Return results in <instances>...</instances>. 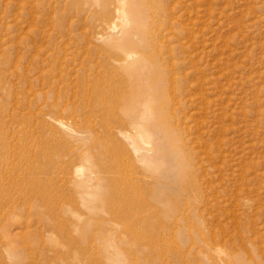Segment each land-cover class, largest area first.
I'll use <instances>...</instances> for the list:
<instances>
[{"label": "rangeland", "instance_id": "374dc122", "mask_svg": "<svg viewBox=\"0 0 264 264\" xmlns=\"http://www.w3.org/2000/svg\"><path fill=\"white\" fill-rule=\"evenodd\" d=\"M25 1L0 0V152L22 149L28 156L38 157L42 165L45 160L41 155L46 152L57 164L61 163V167L57 165V174L53 173L55 181L38 186L37 193L34 187L28 186L31 181L27 182L25 176L22 181L14 183L15 187H12L14 184L7 187L11 198L0 195V223L11 226L14 234L50 235L52 228L57 226V237L68 234L74 237L94 236L96 241L100 239L97 245L101 246L103 242L107 246L100 264L123 263L118 238L126 234L139 238V241L140 238L141 241L151 239L147 241V249L139 247L138 264H238L237 257L246 261L250 253L254 254L259 264H264V0H181L180 10L176 11V14L183 12L181 21L186 23V34L182 37L185 38V55L192 57V66L186 64L179 78L184 80L181 98L187 102L183 114L188 115L182 126L186 128L185 139H189V147L195 151L193 169L204 200L201 204L195 202L201 205L199 211L202 217L198 218L188 215L185 206H182L184 210L180 206L183 205L180 201L183 202L193 192L170 187L166 180L159 177L165 166H161L163 161L156 155V149L160 147L159 139L150 130L142 128L139 134H130L129 137L116 134L115 138L114 133L109 135L99 126L95 132L90 128L94 122L91 120L93 123L90 125L91 118H87L89 113L86 108L75 106L67 109L60 104L48 108L44 99H39L38 107L33 103L27 105L24 98L26 82L19 81L20 77L15 76L12 67L17 66L24 73L30 64H27L29 60L21 64L16 54L30 47L32 53L34 47H39L41 54L44 53L41 50L46 51L53 40L57 39L63 44L61 46H66L64 43L68 40L66 33H60L53 26L52 14H49L52 13L50 0H44L47 3L43 0ZM9 2L19 3V7L15 8ZM33 3H40V6L35 8ZM65 13L57 14V24L62 22L67 26L68 20L73 19L68 10ZM66 26L64 32L67 31ZM67 49L62 47V50ZM194 68L195 74L194 71L188 74ZM67 75L70 77L66 78ZM67 75L65 78L68 81L61 79L71 96L76 78ZM36 76V73L30 74L29 78ZM29 97L33 98L32 95ZM84 111L87 116H82ZM182 117L180 122L183 124ZM42 119L46 121L48 130H56L51 133L57 136V149L55 141H50L47 132L44 134L40 128ZM56 119L64 126H59ZM25 123L30 125L26 129H35L38 134L36 138H30L34 141L24 139L25 142L23 140L20 144L16 136L20 134L19 130L25 128L24 125L21 128ZM73 151L78 153V157L70 160ZM107 163L121 167L120 173L114 174L120 181L119 186L109 181L113 172L101 170ZM78 166L82 175L75 174ZM62 167L71 173L59 171ZM94 168L99 171L92 173ZM17 173V169L6 170L2 179L0 172V182L4 184L0 185L5 186L6 176L18 178ZM136 183L139 187L135 186ZM123 199L130 204L138 203L134 211H141L142 218L140 214L139 217H128L130 219L120 216L118 213ZM149 208L154 209L148 212ZM153 211L159 215L154 216ZM183 211L185 214L182 215ZM163 219L165 228L160 223ZM124 220L126 224L121 223ZM158 231L159 236L164 237L160 238ZM154 241L161 243L154 244ZM157 243L163 244L160 246ZM122 255L125 257L124 253Z\"/></svg>", "mask_w": 264, "mask_h": 264}, {"label": "bare ground", "instance_id": "6f19581e", "mask_svg": "<svg viewBox=\"0 0 264 264\" xmlns=\"http://www.w3.org/2000/svg\"><path fill=\"white\" fill-rule=\"evenodd\" d=\"M25 2H23V4ZM181 2V0H50L49 3H51V5H49L51 6L52 13L49 14L52 15L49 17L52 18V22H54L53 26L56 27V30L58 28L59 31H61L60 33H66L65 35L68 40H64L67 42L64 43L66 46H61L63 44H60L59 41L57 42V39H55L49 43L50 46H48L46 51L41 50L44 52L41 54H39V47H34L33 53L32 50H30L32 49L31 47L24 51L21 49L22 52L16 54L17 61H20L22 64L23 62L29 60L27 64H30V67L28 69L26 68L24 73H21L17 66H13L12 68H14L15 76L17 75L20 77L21 80L19 79V81L23 80L26 82L24 89L26 97H23L26 98L28 106L33 103L38 107L37 104H39V99H44L48 108L57 107V104H60V106L67 109L72 107L74 108L75 106L86 108L89 114L84 111L85 114H82V116H87L88 114L87 118L89 116V119L91 118L90 125L94 122L91 127H87H90L95 132L97 129L96 127L99 126L109 135L110 133H114L116 136L115 138H117L116 134H120L124 137H129L130 134H139L140 131L143 130L142 128L150 130L159 139L158 141L160 142V147L156 149V155L159 156L161 161H163V165L161 166H165L163 171L161 170L159 172V177L166 180L168 186L170 187H179L183 188V190L185 189L187 192H193L190 196L187 195L188 198L186 199L179 198L181 200L185 199L183 202L180 201V203L183 204L180 206L181 208L182 206H185V210L188 211V215L198 218L202 217V212L199 211V206L201 207V205L199 204L204 203V200H202L203 196L201 197V192H199L200 185L196 179L195 170L193 169L195 151L189 147V139H185V135H187L186 128L182 126L185 124L184 118H187L188 115H185V112L183 114V109L185 110L184 105L187 102H184L181 98V95H183L182 88L184 87L182 81L184 80L183 77L179 78V74L181 73V69L185 67L186 64L191 65L190 61L192 57H188L189 54L187 56L185 55L186 45L184 46L183 41L185 38L182 39V37L186 31V23L183 24L181 21V19H183V12L176 14V11L179 9L178 6L181 5ZM18 4L19 3L12 2L10 5L16 6L15 8H17L19 7ZM33 4L35 8H37L36 6H40V3L39 5L35 3ZM41 9H39V11ZM67 10L69 11V14L72 15L73 19L70 18L68 20L67 26L64 24L68 27L67 31L64 32L65 26L63 23L60 22L57 24V17H59L57 14H63L64 12L63 15H65V11ZM61 17L62 15H60V18ZM35 19L36 18H34V20ZM44 21H46V19ZM41 24L44 23L41 22ZM38 34L40 33L38 32ZM37 37L39 36L37 35ZM47 37L45 36V38ZM192 37L194 38L195 35H192ZM49 40H51V38H49ZM62 47L63 49H68L62 50ZM188 50L190 49L188 48ZM40 55H43V57ZM194 60H192V62ZM10 61H7L8 64L12 62ZM39 62H41L40 67H38V64H40ZM67 65H70V69ZM21 67L25 68V66ZM9 68H11V66ZM195 70L196 68L189 71L188 74L190 72L193 73V71L195 74ZM34 73H36L37 76L34 78H32V76L30 79L29 75ZM11 74L13 75L12 72ZM67 74H71L76 78V80H74L75 84L73 83L75 88L72 89L69 87L74 90L71 93L74 100H68L69 98L72 99V97L69 96L70 91L69 93L67 92L66 86H64V82L62 81V79L64 80L70 77ZM184 78L186 79L187 77ZM66 80L68 81V79ZM195 82L194 85L199 84L198 82L195 84ZM70 84H72V82H70ZM68 86L72 87L73 85ZM30 95H32L33 98L29 97ZM181 116H183V124L180 122ZM86 119L85 123L87 122ZM41 121L42 124L40 123V128L44 134L47 132L46 134L49 135L48 137L50 141H55V148L57 149V136L54 137L51 133V131L55 129L48 130V125L45 123L46 121H44V119ZM55 122L59 126H64L63 122L59 119H56ZM29 126L30 125L28 123L21 125V128L23 127L24 129L19 130L20 134H17L16 136L20 139V144L24 139L29 141L31 140L30 138L37 136L36 134L38 133H36L35 129H26V127ZM55 126L53 128H55ZM34 140L35 139H32L31 141ZM37 143L39 145V142ZM44 147L45 146H43V148ZM11 148L12 147H10L9 150H11ZM133 150L134 148L132 149V152H134ZM46 154V152H43L41 155V158L45 160V164L42 165L37 160L38 157L35 158L32 157V155L28 156V153L23 152L22 149L16 152H14L13 149L11 152H7L5 150L0 152L1 178H4L6 170L17 169L18 171V178L6 176L5 186H3L4 184L0 182V184H3L2 186L0 185V195L6 196V198H11V192H9L7 187H11L14 183L16 184L17 181H22L24 176L26 177L27 182L31 181L28 186L34 187L36 190L34 191L35 193L39 190L38 186L52 184V182L56 179V177L53 176V173L57 174V165H60L59 167H61V163L57 164V162L52 160L51 156L48 157ZM70 155H72L69 157L70 160L78 157V153L74 151L70 153ZM25 158L28 159V161ZM66 167H62L59 171L71 173L69 169V171L65 169ZM119 168L121 167L110 163L106 167H102L101 170H105L106 173L113 172V175L110 177L108 176L109 181L112 184L119 186L120 181L118 179L116 180L114 175L120 173ZM98 171L99 169L97 168L92 169V173ZM38 174L41 175L38 176ZM75 174H81L79 166L75 169ZM15 184L12 187H15ZM136 184L137 185L135 186H138L139 183ZM111 198L114 199V197ZM123 201V206L120 204L121 207H118L120 209L118 213L120 216L130 219L128 217H139L138 214H140L141 217V211L139 212V210H137L139 213L134 211V208L136 206L138 207V203L134 205L135 202L130 204L126 199H123ZM196 201H198L199 204L195 203ZM181 208L179 207L180 211L183 209ZM153 209L154 208H149L148 212ZM182 213H184V211L181 212V214ZM157 214L158 212L153 211L154 216ZM176 216H178V212H176ZM182 217L184 218V216ZM119 218L115 219L118 221L122 220ZM41 219L42 218H40V222ZM161 222L162 226L165 228L164 219L163 221H160V223ZM121 223H125V220ZM55 225H57L56 222ZM160 225L161 224H159V226ZM125 226L128 228V225ZM56 227L52 228L53 233L50 235H41L42 233L39 235L37 231V234H29L30 232L14 234L12 233L11 226H8L7 224L2 225V223H0V264H100L101 257H104L107 251V246L103 245V242L101 243V246L97 245L98 241L100 244V239L96 241L94 236L82 235L74 237L70 234H68V236L65 235V237H57ZM133 232L137 233L134 230ZM166 232L169 231L166 230ZM166 232L163 231V233ZM137 239L135 236L128 234L118 238L120 245L118 249L121 250L119 252L123 257L121 258L123 262L122 264H138L140 250L142 248L147 249V241H151V239L147 241L143 239V241H141L140 238L141 243L143 242V245H141L139 238ZM155 242L159 241H154L153 243L156 244ZM159 243H161V241ZM162 244L159 245L162 246ZM139 247H141V249H139ZM123 253L125 257L122 255ZM253 253L255 252L253 251ZM247 259L246 261H240V257H237L238 264H259V261L257 259L255 260L254 254L252 253L248 254Z\"/></svg>", "mask_w": 264, "mask_h": 264}]
</instances>
